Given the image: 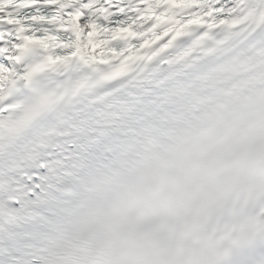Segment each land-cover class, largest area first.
<instances>
[{"label":"snow or ice","instance_id":"obj_1","mask_svg":"<svg viewBox=\"0 0 264 264\" xmlns=\"http://www.w3.org/2000/svg\"><path fill=\"white\" fill-rule=\"evenodd\" d=\"M0 264H264V0H0Z\"/></svg>","mask_w":264,"mask_h":264}]
</instances>
